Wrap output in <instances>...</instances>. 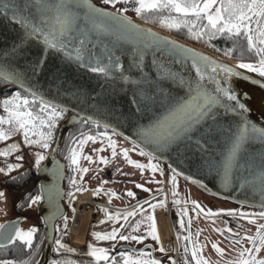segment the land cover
Returning <instances> with one entry per match:
<instances>
[{"label": "snow or ice", "instance_id": "6c2138e0", "mask_svg": "<svg viewBox=\"0 0 264 264\" xmlns=\"http://www.w3.org/2000/svg\"><path fill=\"white\" fill-rule=\"evenodd\" d=\"M105 2L109 5L117 4V0H105ZM127 2L128 0H125V3ZM132 2L137 14L149 18H156L152 16V13L166 10L168 14L159 17L163 25L177 30L184 27L188 35L196 38L210 39L219 34L245 37L247 50L253 52L258 59L255 62L240 60L238 63L242 68H251L262 74L259 82L264 83V0H132ZM0 11L5 14L10 13L11 19L18 20L22 25L20 36L0 57V78L6 82L21 84L25 81L24 73L15 69L6 70L3 62L9 57L21 54L26 42L29 41H42V54L32 66L34 73L38 72L45 63L47 54L55 50L64 54L62 59L67 58L69 62L74 60L78 64L86 61V66H91L92 71L107 75H112L114 69L123 68L120 57L115 54L120 50L118 45L132 41L136 47L130 50L138 76L123 73L121 76L123 80L131 81L134 85L132 98V103L136 106L134 114L143 112L149 117L146 122L138 125L137 138L133 140L134 144L138 143L142 146L141 152L147 151L149 157L154 158L157 152L172 148L178 152L181 148L192 154L199 152L201 156L208 154L206 163L209 169L218 172L224 182H230L234 171L239 168L240 158L246 144L253 140L264 143V123L258 124L248 118V105L241 101L240 94L235 90L234 78L243 77L245 75L243 71H239L230 63L221 62L202 51L183 45L170 37L161 36L137 24L126 14L125 8L100 7L93 3V0H0ZM109 37L112 40V47L107 46ZM98 45L103 46L102 54H96ZM149 50H154L152 53L154 72L146 70V65L143 63ZM225 51L231 53L232 49L226 48ZM177 65H187L188 68L181 69ZM175 86H179L182 93L178 94ZM26 91L29 94L22 95L21 90L17 88L11 95L5 96L0 101L7 113L6 115L0 114V124L7 122L12 125L7 130L0 127V139H6L7 136L12 135L14 130L22 128L24 141L31 144L36 142L30 138L33 132L39 131L44 141L42 146L48 148L49 141L53 139V129L57 120L67 110V106L47 99L31 87H27ZM244 95L246 96L247 93ZM34 102H39L38 112L30 106ZM72 119L75 120L76 117ZM95 122L99 123V121ZM45 125L47 131L43 130ZM103 135L109 137V143L113 146V154H115L116 141L111 139L107 132ZM89 138L96 139L97 137L84 133L79 134V140L72 137L70 166L76 164L79 159L75 145H82ZM220 138L225 147L221 150L219 159H216L214 154L208 153V149L214 140L219 142ZM19 146V143L8 145L10 149ZM122 151L125 156L128 155V149L125 148ZM8 154L5 150L4 155ZM44 155L43 152L37 154V169ZM99 159L107 162L104 156H100ZM130 162L139 165L142 170L145 167L140 160ZM148 166L153 171L159 167L151 160ZM16 167L19 165L9 164L5 170L11 171ZM251 167H254V171H250L242 183L258 187L264 193V155L261 156L258 165ZM80 171L83 172L86 169H80ZM178 174V170L173 168L171 181L174 185L177 183ZM188 179H195V177L188 176ZM73 182H75L74 176ZM43 190L42 184L40 193L29 194L28 201L22 203L41 200ZM75 190L77 189H73ZM173 190L175 191V188ZM0 196H3L2 189H0ZM54 196L53 186L50 185L47 197L49 203L53 201ZM164 203V200L153 201L148 206L155 207L157 204ZM191 203L208 215L225 212L232 215L237 214L236 209H204L198 201L193 200ZM140 211L143 212V209L141 208ZM185 212L186 209L182 208L181 215ZM58 214L64 215L63 213ZM131 214L135 215V210ZM240 214L250 221H255L257 216L264 217V210L259 212L241 210ZM127 215L128 213L125 217ZM116 216L119 218L118 213ZM47 219L45 217V220ZM64 219L63 227L66 228V215ZM20 220L21 217H17L14 221L0 222V248L4 245H11L17 239L23 241L30 249L33 247L34 233L38 231L37 226L32 225L28 229H23L19 226ZM140 223L142 221H137L132 228H138ZM149 223L151 227L146 229V232L152 236H158L156 221L151 215ZM53 229L60 230L58 234L61 236L65 234L59 224H54ZM232 231L233 229L228 228L229 233ZM117 232L119 229H113L108 233L95 232L93 234L98 237L116 239L137 241L144 239L143 235L132 236L131 232L117 237ZM244 235L248 236V233L245 232ZM48 238L53 239L52 236ZM231 239L236 240L237 237L232 236ZM249 240L253 246L242 248L239 259L230 264H264V257L257 258L255 255V251L264 246V224L258 225L256 233L249 236ZM240 241L243 242L242 237ZM215 246L223 252L218 244ZM35 247L36 251L31 253L32 259L39 255V244ZM68 247L67 244L62 243L60 238L54 239L55 252L59 253ZM146 247L148 246L136 249L135 251L140 253L136 256L130 255L127 251H121L118 255L123 257V261L119 264H133V262L135 264H161V261L154 256L146 258ZM88 248L95 261L102 260L104 264L116 262V256L112 255L107 248L94 246L91 242ZM71 251L75 252L76 249H71ZM192 255L196 257L197 264H208L206 258L197 255L195 248L192 249ZM32 259L26 258L23 264H32ZM0 264H19V262L14 259L0 260ZM50 264H68V261L56 257L50 260ZM172 264H175L174 260Z\"/></svg>", "mask_w": 264, "mask_h": 264}, {"label": "water", "instance_id": "95a60500", "mask_svg": "<svg viewBox=\"0 0 264 264\" xmlns=\"http://www.w3.org/2000/svg\"><path fill=\"white\" fill-rule=\"evenodd\" d=\"M93 3L100 7L117 8L107 4L105 0H93ZM126 14L137 24L143 25L161 36L170 37L183 45L202 51L221 62L230 63L239 71H243L245 74L243 77L234 78L235 90L240 94L241 101L248 105V118L258 124L264 123V83L259 82L262 79V74L255 72L251 68H242L238 63L239 60L212 51L138 17ZM21 30L22 25L18 20H12L10 13L5 14L0 11V57L17 40ZM107 46H113L111 37L107 40ZM118 46L120 50L115 52V54L120 57L123 68L114 69L112 75L92 71L91 66H86V61L83 64H78L74 60L69 62L67 58L62 59L64 54L55 50L47 54L45 63L38 72L34 73L32 66L42 54V41L35 40L26 42L21 54L9 57L3 62L6 70L12 71L15 69L24 73L25 81L21 84H16L6 82L0 78L6 83L4 86H0V101H2V92L8 88H19L29 94L26 88L31 87L38 93L43 94L47 99L55 100L57 103L67 106V110L64 112L66 115L58 126L54 142L38 169L40 176L44 179L42 182L44 185L43 198L26 204L25 210L31 212L32 215L20 216L19 226L21 228L28 229L32 225H36L37 229L40 226H44L47 230L42 251L35 264L37 262L38 264L49 263L53 255L54 239L58 231L53 229V225H60L61 220L67 213L65 205L66 190L64 187V178L67 172L66 163L60 157V148L69 129L80 124L97 125L133 143V140L137 138L138 125L146 122L149 118L143 112L134 114L136 107L132 103L134 85L131 81L123 80L121 76V73L138 76V72L135 70L133 54L130 50L135 48L136 45L132 41H126ZM102 48V45H98L96 54H102ZM153 51L149 50L147 52L143 63L146 65V70L154 72L155 66L152 64ZM177 67L181 69L188 68L187 65H177ZM189 70L191 71V69ZM175 87L178 94L182 93V89L179 86ZM244 93H247V95L245 96ZM74 116L76 117L75 120L72 119ZM95 121H99V123ZM105 125H108V127H105ZM134 145L138 148L142 147L138 143ZM224 147L222 138L219 139V142L214 140L209 145L208 153L214 154V157L219 159L221 150ZM145 153L148 154L147 151ZM262 155H264V143L259 140L248 142L241 155L239 168L234 171L230 182H224L218 172L209 169L206 163L208 154L201 156L199 152L192 154L185 152L183 148L178 152L175 148H172L167 151L157 152L155 157L152 158L170 172H172L173 168L177 169L179 173L177 178L183 189H187L188 184H192L218 198L264 210V193L258 187H254L249 183H242L247 174L250 171H254V167L251 166L260 163ZM188 176H193L195 179H188ZM50 185L53 186L55 193L51 203L47 199ZM29 194H38V186L33 184L19 191L17 193L18 200L28 201ZM58 213H63L64 215H59ZM45 217L48 219L45 220ZM16 218L8 221H14ZM49 236H52L53 239L50 240ZM118 245L117 242H113L109 244L108 250L131 249L135 251L139 249L129 243H123L119 247ZM145 245L148 246L145 250H150L152 256L159 260L164 259L165 256L158 255L155 244L149 243ZM145 245L142 247H145ZM170 256L173 257L172 254Z\"/></svg>", "mask_w": 264, "mask_h": 264}, {"label": "flooded vegetation", "instance_id": "af4514ba", "mask_svg": "<svg viewBox=\"0 0 264 264\" xmlns=\"http://www.w3.org/2000/svg\"><path fill=\"white\" fill-rule=\"evenodd\" d=\"M115 6V5H114ZM157 13H152V16H156ZM135 17H138L146 22H149L153 25H156L155 23H152L148 20L149 17H145L144 15H135ZM154 19V18H152ZM157 26V25H156ZM6 83L0 80V86H4ZM16 90V88H8L5 91L2 92V99L7 96L11 95L12 92ZM22 95H28L27 93L21 91ZM33 110L39 111V102H34L30 105ZM4 109L3 104L1 103V109ZM4 114H7L4 112ZM39 123V121H37ZM7 122H4L0 124V127H3L7 125ZM58 120H57V127L54 130V137L55 133L58 128ZM43 130L47 131V126H43ZM105 132L109 133L111 136V139L116 141L117 149H128V157L133 156L135 158H138L137 160H140L145 167L141 171L142 173V181L141 185H144V187L136 188L132 187V192H130L128 195L133 196L127 204L123 206H119L118 204L114 203L112 200V194L113 191H108L109 189L113 190L112 187L105 184V182L102 183L100 181L99 183L93 182L98 178V173L93 172H87L83 171L81 172L80 169H84L83 164H85L86 159H88L91 148L87 147L85 149L84 143L76 144L75 147L78 150L79 159L76 164H72L70 166V146L73 144L72 137H75L77 140H79V134H91V136H96V141L105 144L109 143V137L103 135ZM39 133V131L33 132L32 136L30 137L32 140H37V136L35 135ZM13 140H17L20 142V144H25L26 149L24 151L23 148H20L18 150L17 154L11 155L12 158H7V164H12L14 162H18L20 159H18L19 156L24 157L27 155V158L29 159L28 165H19L17 168L11 169L7 173L5 177L0 176V189L4 190L5 193V203H6V211L7 214L0 218V222H5L7 220H10L12 218L20 217V216H27L32 215L31 212H28L25 210L27 203H22L25 201H19L17 197V193L19 191H22L23 189H26L28 186L35 184L38 186V193H40L41 185L44 179L40 176V173L38 172V169L36 167V158L34 157L35 152H43L45 153L44 159L40 161V165L45 160L48 150L53 144L54 138L49 141L50 146L48 148H44L42 145L44 142H41L39 146L34 145L31 143H26L24 141V133L17 132L13 136H10L6 139H0V145ZM67 140V141H66ZM119 142H122L120 145ZM15 155V156H14ZM60 157L63 161L66 163V175L64 178V187H65V205L67 207V225H69L70 218L72 217L73 209L76 207L79 209L81 207V204L83 201L86 202V204L82 205V208L84 209L85 205L89 209H91L92 216L90 218V227L86 233V239L83 240L82 245L80 248H74V245L68 244V249H64L63 251L57 253L53 250V255L51 259L60 257L61 259H64L68 261V264H72V262H75V264H104V262L101 260L99 262L95 261V258L91 256L90 250L88 248L89 242H91L92 245L97 247H103L104 244H112L113 242H117L118 240L116 238H110V237H98L91 232V226L92 224H95L97 222L96 218H99V212L101 211L102 218L100 219L99 224H103L104 222H107L109 220H112V223H116V214L117 213H128L127 217L131 215L133 210H138L140 207L143 208L144 211H151L154 214L155 221L157 222V232L159 235V245L162 249V254L166 257H169L170 251L169 249H166L161 242L160 239V232H159V226H158V219H156V207H158V210H160L162 213L165 214L166 209L168 208L169 213V220L171 224V227L173 229L175 241L178 247V264H197V259L192 255V249L195 248L197 250V255L201 256L203 258H206L208 261V264H230V262L239 259L241 252L240 250L245 247H252V242L249 240V236L254 235L256 233L257 227L259 224H264V217L257 216L255 221H250L246 219V217H243V215L240 214V210H245L246 208H250L247 206L239 205L234 202H230L221 198H218L216 196L210 195L199 188L195 187L192 184H188L187 189H183L182 185L177 178V183L174 185L171 181L172 173L169 174L168 177V184H166L165 181V175L164 170L161 167V165L152 157H149L148 154L145 152H141L140 148H138L136 145L132 144L131 142L127 141L123 137L119 136L118 134L109 131L107 129L101 128L96 125L91 124H80L72 127L69 129V131L66 133V136L63 140V143L60 148ZM152 161L153 163H156L159 165V167L156 168L155 171L148 166L149 161ZM104 175L107 176L108 174V167L104 168ZM126 169H121L119 167V170L116 169V172H126ZM129 173V172H128ZM126 174V173H125ZM146 176L145 178L143 176ZM73 176L75 178V182H73ZM123 176V175H121ZM135 176V175H134ZM109 177H113L112 175ZM106 177H104L105 179ZM130 179V178H129ZM136 180L137 178L134 177ZM162 183V186L155 189V186ZM45 184V183H44ZM130 184V183H129ZM167 187L165 188V186ZM44 186V185H43ZM175 188V196H171L172 189ZM73 189H77L73 191ZM86 191L85 196H88V193H96V198L89 197L88 199L83 200L82 202L78 201V198L72 195L79 194V191ZM167 189V190H166ZM74 193V194H73ZM134 193V194H133ZM71 194V195H70ZM43 196V193H42ZM74 197V198H73ZM163 197V199H162ZM164 200V204H157L155 207H149L148 205H151L153 201H159ZM198 201L200 206L204 209L212 208H229V209H236L237 214L232 215L231 213H216L215 215H208L205 211H201L191 203V201ZM179 201V202H177ZM91 204V205H90ZM103 204L110 205V206H116L118 209L111 210L108 208H103ZM139 206V207H138ZM186 209V212L181 215V209ZM252 210L261 211L259 209L250 208ZM98 210H100L98 212ZM111 214V215H110ZM94 215V216H93ZM98 215V216H97ZM126 217V218H127ZM125 221L122 225L125 224ZM65 224V219L63 218L61 220V229L64 232L63 227ZM225 224H227V227H225ZM115 224L110 231L113 229H118L119 227H116ZM126 227H121L120 229H125ZM228 228L233 229L231 233L228 232ZM171 229V230H172ZM223 229V230H221ZM46 228L44 226H40L38 228V231L34 233V240H33V247L30 249L26 246V248L22 249L19 256L12 257L8 256L6 257V253H9V251L2 253L5 257H0V260H16L19 262V264H23L26 258H31V253L36 251V245L39 244L38 253L40 255L44 238L46 236ZM60 230L56 233V238H60L62 240V243H64V235H59ZM70 231V230H69ZM109 231V232H110ZM121 230H119L120 232ZM71 232V231H70ZM118 232V233H119ZM247 232L248 236H245L244 233ZM106 233V232H105ZM117 233V234H118ZM116 234V236H117ZM69 236V235H68ZM232 236H236L237 239L233 240L231 239ZM41 237H43V240H41ZM70 237V236H69ZM94 237V238H93ZM240 237L243 238V242L240 241ZM19 239H17L18 241ZM93 240L96 241L93 243ZM20 241V240H19ZM85 241V242H84ZM23 244L24 242L21 241ZM124 243L128 244V241H123ZM123 242H117L118 244ZM153 243L154 241H151L150 238L146 239L143 243H131V245L137 246V248H141L145 244ZM219 245L220 248L223 249V252L219 251V249L215 245ZM25 245V244H24ZM156 246V244H155ZM187 248V252H185V249ZM71 249H76L75 252H72ZM125 250H131V249H123V250H109V252L116 256V262L114 264H119V262L123 261V257H120L118 254L121 251ZM136 254H140L137 251L131 250ZM238 252V254H237ZM39 255L32 259V264H35ZM237 255V256H236ZM244 255H247V253H244ZM255 255L257 258L264 257V246H262L258 251H255ZM149 256V255H148ZM147 257V256H146ZM50 259V260H51ZM50 264V261L49 263Z\"/></svg>", "mask_w": 264, "mask_h": 264}, {"label": "rangeland", "instance_id": "374dc122", "mask_svg": "<svg viewBox=\"0 0 264 264\" xmlns=\"http://www.w3.org/2000/svg\"><path fill=\"white\" fill-rule=\"evenodd\" d=\"M115 7L125 8L126 9V13H128V14H130L132 16L140 15V14H137L135 12V5L132 2V0H128L127 3H125V0H117V4L115 5ZM163 29H165V28H163ZM190 41H192V40H190ZM192 42H194V41H192ZM194 43H196V42H194ZM196 44H198V43H196ZM4 112H6V110H4L2 108L0 110V114L6 115V114H4ZM10 127H12V125H10L8 123L6 125V127L3 126L2 128L7 130ZM22 131H23L22 128L16 129V130L13 131L12 135H10V136H13L17 132H22ZM10 136H7V138L10 137ZM41 142H44V141L41 139L40 134H39V138L37 140V143L35 142V143H32V144H33V146H34V144L39 146ZM13 143H19V142L17 140H13V142L8 141V142L0 145V176L2 178L5 177L7 175V173L9 172V171L5 170V169H7V166L9 165V164L6 163L7 162L6 159L7 158H12L11 155L17 154L18 150H20V148L24 147L23 149H26V147H25L26 145L23 144V146H21L20 143H19L20 146L18 148L10 149L8 147V145L9 144H13ZM121 143L122 142H119L118 144L120 145ZM101 145H103V147H101ZM84 147H85V149L87 147L91 148V151H90V154H89V157H91V158L88 157V159L84 160L85 161V164H83V165H85L84 169H86L87 172L95 171V173H98V178L96 180H94L93 182H95V183H99L100 181H102V183L105 182L106 185L112 187V189H113V194H112L113 202L118 204L119 206H123V205L127 204V202H129L131 200V198H133V196L131 197V196L128 195L130 192H132L133 188H131V186L135 187V189L139 188L140 185H141V181H142L141 178H142V173L143 172L139 168V165L133 164V163L130 162L131 160H137L138 158H135L133 156L132 157L131 156H129V157L125 156L123 151H120V149H117V145H115V154H113V146L111 144H105V143L101 144L100 142H98V141H96L95 139H92V138H89V139L86 140V142H84ZM5 150H7L8 153H9L7 156L4 155V151ZM38 153L39 152H35L34 153V157L35 158L37 157ZM100 156L106 157L107 158V162L100 160L99 159ZM19 157H21V156H19ZM12 164L28 165L29 164V159L27 158V155H26V156L22 157V159H20L18 162H14ZM105 167H108L107 176L104 175V172H105L104 168ZM119 167H121V169H126L127 171L124 172V173L116 172V169L119 170ZM143 174H145V172ZM147 174L148 173L146 172L145 175H147ZM111 175L113 177H109ZM121 175H123V176H121ZM145 175L143 176L144 178L146 177ZM104 177H106V178L104 179ZM134 177H136L137 179L135 180ZM160 186H162V183L161 184L157 183V185L155 186V189L160 187ZM129 190H131V191H129ZM84 194H86V191H82L81 190V191H79V194L77 196H75V198L77 197L78 200L80 201V200L88 199L89 197L93 198V196H94V198H96V196H99V195H96V193H88L89 197L85 196ZM173 195L175 196V193H174V190L172 189L171 196H173ZM162 199H163V197H162ZM84 204H86L85 201L82 202L81 207L79 208V211L83 210L82 205H84ZM141 208L142 207H140L138 210L135 211V213H136L135 215L131 214L127 218L125 217V214H126L125 212L124 213H118L119 214V218H117V216H116V219H115L116 223L115 224L117 225L116 227H119L118 229L121 230L119 233L117 232L118 234L116 233L117 237H122V236L128 234L129 232H131L132 236L143 235L144 239L141 240V241H137L135 239H122V238L121 239H117V240L119 242H123V241L127 240L128 243L129 242H131V243L132 242L133 243H143L146 239L150 238L151 241H154L155 244H156V249H157L158 255L162 254V249H161V247L159 245V243H160L159 242V235L158 236H152V235H150V234H148L146 232V229H149L151 227V224L149 223V216L151 215V216L154 217V214L151 211H144L143 210V212H141L140 211ZM249 210H252V209L246 208L245 210H242V211L243 212H248ZM99 211L100 210H98V212ZM252 211H254V210H252ZM254 212H259V211L255 210ZM6 214H7V211H6V203H5V193H4V190H3V196H0V218L4 217ZM75 214H76V207H74V209H73V213H72V217L70 218L69 225H67V227L64 228L65 229L64 230V233H65L64 234V239H65L64 244L69 243V244L74 245V248H80L82 243L75 242L74 241V239H75L74 234H72V232L69 231V230L72 229V225H73V222L75 220ZM101 215L102 214H101V211H100L99 212V216L100 217L98 219L102 218ZM243 217H245V216H243ZM124 220H126L125 224L122 225ZM137 221H142V223H140L138 228H132V225L136 224ZM115 224L112 223V220L104 222L103 224L102 223L101 224L95 223V224H92V226H91V232H92V234L95 233V232H99V233H105L106 232V233H108ZM89 225H90V223L88 222V226ZM122 226L126 227V228L123 229V230L120 229ZM156 229H157V224H156ZM171 231L172 230L170 229V235H172L171 237L173 238V234H172ZM68 235L70 237L67 238ZM95 242L96 241L93 240V243H95ZM123 243H120L118 245V247L121 244H123ZM109 244H104L103 247L108 249ZM125 251L129 252L130 255H132V256L140 255V254L134 253L131 250H125ZM145 254H146V256H148V255L152 256L150 250H148V249L145 250ZM237 254H238V252H237ZM160 261H161V264H172L173 259L169 255V257H166L165 259H162ZM133 264H135V262H133Z\"/></svg>", "mask_w": 264, "mask_h": 264}, {"label": "trees", "instance_id": "16d2710c", "mask_svg": "<svg viewBox=\"0 0 264 264\" xmlns=\"http://www.w3.org/2000/svg\"><path fill=\"white\" fill-rule=\"evenodd\" d=\"M168 13L165 11L162 12H157L156 14V18L152 19V18H148V20L152 23H156L157 26L161 27V28H165L166 30L178 34L184 38L190 39L202 46L207 47L208 49L218 52L222 55L225 56H231L234 59L237 60H257L258 57L255 56V54L249 50H247V41L246 38L243 36H234V35H224V34H219L216 36L211 37L210 39L207 38H196L193 36H190L187 34V29L182 27L181 29L177 30V29H173V28H169L166 25H163L160 22L159 17L163 16V15H167ZM226 48H231L232 51L231 53H228L225 51ZM64 113L63 115L58 118V124L61 122V120L64 117ZM57 125V124H56ZM57 126L54 127V130L56 129ZM39 134L37 133L35 135V137L37 136V140L39 138ZM54 138V135H53ZM37 140L35 139L34 141ZM67 141V140H66ZM50 144V143H49ZM36 145V144H34ZM26 248V246L21 242V241H14L11 245H5L3 246V248H0V251L2 253L9 251V253H6V257L8 256H12V257H17L19 256L20 252L22 249ZM4 254H1L0 257H5L3 256Z\"/></svg>", "mask_w": 264, "mask_h": 264}, {"label": "bare ground", "instance_id": "6f19581e", "mask_svg": "<svg viewBox=\"0 0 264 264\" xmlns=\"http://www.w3.org/2000/svg\"><path fill=\"white\" fill-rule=\"evenodd\" d=\"M72 196H76V195H72ZM82 201L83 200H81L80 202H82ZM84 207L85 208L82 211H79V209L77 210V213L75 215V220L73 222L72 229H71L72 234H74V236H75L74 241L78 242V243H82L83 240L85 239V234H86V230H87V227H88V222H89V219L92 216L91 209H88L86 207V205ZM157 218H158L160 230L162 232L161 238H162L163 244L165 245L166 243H164V242H166V239L169 236L171 226L169 224L168 218L160 210L157 211ZM96 220H97V218H96ZM98 220H100V219H98ZM68 237L69 236H67V238Z\"/></svg>", "mask_w": 264, "mask_h": 264}, {"label": "built area", "instance_id": "2783aa9c", "mask_svg": "<svg viewBox=\"0 0 264 264\" xmlns=\"http://www.w3.org/2000/svg\"><path fill=\"white\" fill-rule=\"evenodd\" d=\"M166 247H168L169 250H174L176 254H178V250H177V245H176V242L172 239L170 233H169V236L167 237L166 239Z\"/></svg>", "mask_w": 264, "mask_h": 264}]
</instances>
